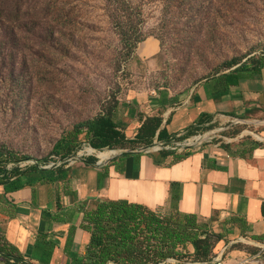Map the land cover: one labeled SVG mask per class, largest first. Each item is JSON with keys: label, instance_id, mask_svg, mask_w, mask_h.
<instances>
[{"label": "rangeland", "instance_id": "1", "mask_svg": "<svg viewBox=\"0 0 264 264\" xmlns=\"http://www.w3.org/2000/svg\"><path fill=\"white\" fill-rule=\"evenodd\" d=\"M37 1L46 8L43 21L16 30L19 36L8 43L0 40V66L7 67L6 60L17 64L8 76L0 69V151L16 155L7 168L61 164L53 148L62 135L106 112L122 123L125 141L95 150L80 135L81 146L66 165L75 168L83 159L95 158L87 169L103 170L124 153L141 151L158 159L164 152L183 155L219 144L240 154L252 142L264 144V113L195 126L180 137L155 138L151 144L136 139L135 125L133 131L122 122L132 98L186 93L240 63L264 59V0ZM147 38L159 40L161 51L153 59L137 60L135 47ZM98 152L112 153L101 161ZM87 204L93 207L95 200ZM221 235L205 261L186 251L169 264L209 262L224 251L257 254L238 242L245 238ZM256 264H264V256Z\"/></svg>", "mask_w": 264, "mask_h": 264}, {"label": "crops", "instance_id": "2", "mask_svg": "<svg viewBox=\"0 0 264 264\" xmlns=\"http://www.w3.org/2000/svg\"><path fill=\"white\" fill-rule=\"evenodd\" d=\"M160 51L159 40L147 38L136 46L134 57L153 59ZM131 101L133 106L126 101L122 120L128 128L134 131L133 125L139 129L147 118L158 116L161 129L172 138L195 126L264 113V66L260 72L213 75L186 93L159 92ZM184 155L173 163L174 155L153 159L132 154L112 162L104 178H98L103 170L87 169L93 165L84 161L75 168L65 165L68 187L33 181L38 174H25L20 181L0 174V234L19 251V264H66V249L83 254L90 242V234L80 227L79 204L92 198L127 200L161 212L168 208L166 214L176 210L196 216L209 233L264 243V144L252 142L240 154L209 144ZM18 184L22 187L14 189ZM86 201L85 208H91ZM187 251L195 252L193 246ZM0 264L8 263L0 259Z\"/></svg>", "mask_w": 264, "mask_h": 264}, {"label": "trees", "instance_id": "3", "mask_svg": "<svg viewBox=\"0 0 264 264\" xmlns=\"http://www.w3.org/2000/svg\"><path fill=\"white\" fill-rule=\"evenodd\" d=\"M45 7L37 0H0V40L8 43L14 36H19L16 30L27 29L31 24L43 21ZM31 17L30 15H33ZM136 48V47H135ZM7 59V58H5ZM7 67L0 66L8 76L16 71V62H5ZM264 66V59L259 58L250 63H240L236 67L222 72L229 77L235 72L252 71L260 72ZM219 73V74H222ZM231 81L228 82L230 84ZM161 117L154 116L147 118L137 130L136 139L146 144H151L155 138L159 141L170 140L167 129L162 128ZM122 123L116 121L112 112H106L97 117L76 124L72 130L66 132L56 142L53 153L60 157L61 164H54L49 169H43L35 164L27 169L16 166L10 171L6 165L16 158L13 152L6 154L0 151V174L3 179L17 177L20 181L25 174L40 175L33 178V181L41 183H64L67 185L68 169H64L67 158L75 156L80 148V135H84L88 144L95 150H102L106 147L121 145L126 137L119 130ZM132 154H125L126 158ZM143 153H137L140 158ZM174 155L173 163L185 159L186 155L162 153L166 158ZM87 164L93 165L95 158L83 159ZM109 165L103 166V172L98 178H104ZM121 173L123 170L119 169ZM51 176L46 177V174ZM22 185H15L14 189ZM75 197V193H72ZM86 201V200H85ZM85 201L79 204V211L83 213L80 227L90 234V242L83 254H76L66 249V264H163L170 259H182L183 253L188 246L194 247V254L197 259L206 260L214 252V244L222 241L223 237L209 233L198 223V218L189 214H181L174 211L170 214H163L159 210H152L145 205L131 203L127 200H97L91 208H85ZM71 234L67 244L71 243ZM214 242V244H213ZM258 250L255 249V252ZM220 254V253H219ZM217 255L214 254V257ZM0 259L10 264L15 260L16 264L22 261L19 251L10 245L0 234ZM207 262V261H206ZM203 262V263H206Z\"/></svg>", "mask_w": 264, "mask_h": 264}, {"label": "built area", "instance_id": "4", "mask_svg": "<svg viewBox=\"0 0 264 264\" xmlns=\"http://www.w3.org/2000/svg\"><path fill=\"white\" fill-rule=\"evenodd\" d=\"M176 136L180 137L181 134H178ZM238 242H243L249 247L255 248L256 250H258L257 254L250 255L247 252H241L237 256H232L231 254L226 255V252H225L223 254H217L215 257L212 258V260H210L207 263H200V264H256L257 262H259V260H262L264 256V243H256L249 239H245V240L241 239ZM238 242L236 244H238ZM173 262L175 261L170 259L163 264H166V263L169 264Z\"/></svg>", "mask_w": 264, "mask_h": 264}, {"label": "bare ground", "instance_id": "5", "mask_svg": "<svg viewBox=\"0 0 264 264\" xmlns=\"http://www.w3.org/2000/svg\"><path fill=\"white\" fill-rule=\"evenodd\" d=\"M112 152L106 153V152H98V158L99 160L103 161V160H107Z\"/></svg>", "mask_w": 264, "mask_h": 264}, {"label": "water", "instance_id": "6", "mask_svg": "<svg viewBox=\"0 0 264 264\" xmlns=\"http://www.w3.org/2000/svg\"><path fill=\"white\" fill-rule=\"evenodd\" d=\"M139 153H141V151H140ZM124 154H127V153H124ZM72 157H73V156L68 157L67 160L70 159V158H72ZM52 166H53V165H52ZM49 167H51V166H49ZM223 253H225V251H224Z\"/></svg>", "mask_w": 264, "mask_h": 264}]
</instances>
